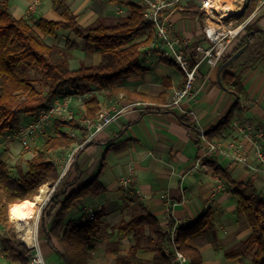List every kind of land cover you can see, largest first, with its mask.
Here are the masks:
<instances>
[{"label":"crops","instance_id":"obj_1","mask_svg":"<svg viewBox=\"0 0 264 264\" xmlns=\"http://www.w3.org/2000/svg\"><path fill=\"white\" fill-rule=\"evenodd\" d=\"M66 1L77 16L78 23L85 28L99 21L119 22L130 16L127 6L111 0ZM118 1L145 5L144 0ZM201 1L180 0L167 10L175 33L190 43L189 53H193L198 45L209 46L204 28L211 21L200 10ZM218 1L225 8L232 9L227 20L229 28H245L255 24L263 34V40H254L223 71L240 79L246 97L241 100L240 112L227 127L214 132L234 103L233 95L222 86L223 72L219 82V70L223 61L216 66L209 60L203 62L196 81V99L183 106L187 114L160 107L169 103L174 91L183 87L184 76L175 63L163 58L158 52L155 31L151 35L147 33L140 40L146 42L151 36L150 41L141 47L140 64L143 72L125 79L122 85L124 93L108 101L103 92L92 87V93L97 95L102 108L114 105L122 108L129 104L133 106L128 107L115 122L98 133L79 156L76 166L72 167L71 162L61 175V186H65L68 194L90 183L97 175L105 188V192L98 197L79 199L65 220L66 224L83 222L92 213L99 217L101 230L93 239L95 251L90 264H117L119 255H128L135 245L133 234H120L118 229L130 221L131 210L139 205L151 213L164 231L168 230L171 219L177 228H185L194 225L210 211L212 227L201 238L188 242L189 246L201 253L203 264H252V255L238 259H227L225 256L237 249L252 230L246 218L236 212L235 186L214 174L211 162L216 161L235 183L253 179L264 197V174L255 172L232 158L236 149L243 150L252 166L257 167L256 149L252 141L239 134L234 125L236 122L249 121L254 128L264 131V60L259 56L260 52H264V0H260L250 15L248 7L251 0ZM10 11L16 19L44 18L56 23L62 21L53 10L52 0H10ZM240 37L241 34L232 41L226 55L238 45ZM44 39L49 45L64 47L67 41H71L79 46L70 60L72 70L79 69L81 63L98 66L102 61L98 53L86 57L85 42L68 31H59L56 40L51 37ZM64 94L67 97L63 98L70 97V110L76 115L75 119L79 120L85 114L84 99L90 95L76 96L71 89H66ZM162 96L166 97L165 102L159 101ZM243 102L246 106L242 105ZM137 103L145 104L134 105ZM179 118L189 120L192 128H186ZM30 120V117H24L22 122ZM62 128L58 126L55 130L76 139L79 132H82L69 127H64V130ZM85 136L86 133L79 143L74 144L76 146L73 150L83 143ZM5 138L9 140L7 152L0 161L9 163L20 150L21 144L13 135L0 138L1 143L5 142ZM256 142L264 150V138ZM206 143L219 145L224 155L206 154ZM50 190V187L45 186L40 196ZM167 202L173 205L170 213L166 209ZM46 213L54 215L55 212L49 208ZM41 233V242L39 234L36 235V241L44 264H61L60 252L49 246L45 229ZM146 234H149V230ZM155 255L156 252L143 243L137 258L152 262ZM0 264H7L1 254Z\"/></svg>","mask_w":264,"mask_h":264},{"label":"trees","instance_id":"obj_2","mask_svg":"<svg viewBox=\"0 0 264 264\" xmlns=\"http://www.w3.org/2000/svg\"><path fill=\"white\" fill-rule=\"evenodd\" d=\"M111 1L127 6L130 16L119 22L99 21L85 28L78 23L77 16L66 0H52L53 10L62 18L58 23L44 18L16 19L10 11V0H0V138L15 135L24 117H36L40 111L49 108L54 100L66 96V89H71L76 96H90L84 99L85 114L81 120L61 122L58 126L86 133L87 129L81 124L94 119L103 109L97 95L92 93V87L103 92L110 101L125 92L122 85L126 78L143 72L140 64L141 47L150 41L151 36L146 42L140 40L147 33L151 35L154 32L153 25L144 18L146 5ZM259 2L251 0L248 15L255 11ZM61 30L82 39L86 44V57L98 53L102 57L101 63L98 66L81 63L79 69L72 70L70 60L79 46L71 41H67L64 47L49 45L44 39L51 37L56 40ZM256 39L263 40L262 31L255 24L247 25L241 32L238 45L224 56L223 64L245 47L248 41L251 44ZM259 56L264 60V52H260ZM222 86L233 95L234 103L214 132L229 125L240 112L241 100L245 97L244 87L234 75L223 72ZM159 101L165 102L166 97H160ZM179 120L186 128H192L186 118ZM77 143L79 141L76 138L58 131L36 147L25 168H16L17 176L11 175L8 163L0 161V228L7 229L10 225L9 205L34 202L45 186L54 188L44 212L50 208L55 213L43 212L42 225L49 246L60 252L61 264H90L95 251L93 239L101 230L99 217L92 221L87 219L65 223L69 211L79 199L98 197L105 192L99 175L71 194L65 191V186H61L63 178L54 163L53 152L68 149ZM88 146L76 150L72 167L76 166L79 156ZM211 165L214 174L235 186L236 212L246 218L252 230L237 249L226 253V258L238 259L252 255V264H264V197L253 179L235 183L216 161H212ZM175 226L171 219L168 230L164 231L145 207H135L130 212V221L118 229L120 234H133L135 245L128 255L117 257V264H176V251L185 255L188 264H203L201 253L189 246L188 242L201 238L212 227V213L208 211L192 226L177 228L175 240L172 241L170 231ZM0 241V254L7 264H30V250L19 239L3 237ZM143 243L156 252L152 262L137 258Z\"/></svg>","mask_w":264,"mask_h":264},{"label":"built area","instance_id":"obj_3","mask_svg":"<svg viewBox=\"0 0 264 264\" xmlns=\"http://www.w3.org/2000/svg\"><path fill=\"white\" fill-rule=\"evenodd\" d=\"M179 1L180 0H144L146 5L144 18L154 27L157 50L160 55L175 63L184 76L183 87L174 91L169 103L160 105V107L169 111H179L181 114H187L188 112L183 106L186 103L194 102L196 99L198 94L196 81L199 77L203 62L209 60L212 65L216 66L219 62L223 61L230 44L239 37L244 28L238 27L233 29L227 26L230 13L225 11L218 0H202L200 3V10L204 12L211 21L204 28V35L209 41V46L205 47L203 45H198L193 53H189L190 43L185 38L175 33V28L170 22L169 15L167 14V10ZM120 97L123 96L121 95ZM70 103V97L54 100L49 108L40 111L39 114L31 118L29 122L22 123L19 131L13 135L14 138L19 141L24 148H29L31 142L37 137L38 133L44 131L45 126L51 121L58 120L61 122H70L76 120L70 110ZM144 104L145 103H137L134 105ZM242 105L246 106V103L243 102ZM131 106H133V104H129L122 108L115 105L105 107L94 119L83 122V127L87 129L85 139L77 149H74L71 154L69 153L67 168L71 164L76 150L90 143L98 133L115 122L123 111ZM234 128L243 137L252 141L256 149L257 167L252 166L250 158L243 150L236 149L232 158L235 162L246 165L255 172L264 174V150L262 146H259L256 142L264 138V131L254 128L249 121H245L244 123L236 122ZM204 151L206 154L214 156L224 155V151L215 143H206ZM199 162L197 166L200 165ZM53 190L54 188H51L49 192H46L45 195L48 196V199L53 193ZM172 208L173 205L167 202L166 209L169 213ZM94 218L95 214L92 213L89 220L92 221ZM176 231V226L170 231L172 241L175 240ZM23 244L30 250V264H44L36 240L31 245L25 242H23ZM174 260L176 264H188V259L179 251L175 252Z\"/></svg>","mask_w":264,"mask_h":264},{"label":"rangeland","instance_id":"obj_4","mask_svg":"<svg viewBox=\"0 0 264 264\" xmlns=\"http://www.w3.org/2000/svg\"><path fill=\"white\" fill-rule=\"evenodd\" d=\"M68 96H73V95L68 94ZM65 97H67V96H65ZM72 115L75 119L76 115L75 114H72ZM81 119H82V117L80 116L79 120H81ZM58 123H61V121L53 120L50 123H48L45 126L44 131L39 132L37 137L31 142V145L29 148H24L21 145V148H20V150H18L16 152L14 159H10L11 162L8 163L11 175L17 176L16 168L19 166L25 168L26 162L34 155V151H35L36 147H38L40 144H42L45 141V139H47L49 136H53L56 134L57 131L55 130V128L58 127ZM62 129L64 130V127ZM79 133L80 134H79V137H77V140L80 142L84 136V133L83 132H79ZM8 141L9 140L7 138H5V142H3V143H1V140H0V158H2L3 155H6ZM75 146L76 145H74L68 149H65V150H58V151L53 152L54 163L59 168L61 175H63L65 173V171L68 169L67 168L68 155H69V153L71 154L73 152V147H75ZM35 201H36V199L34 200V202ZM16 204H18V203H16ZM16 204L9 205L8 217H9L10 225L7 229H4L2 227L0 228V239L3 237L17 238L23 243L24 242L23 241V233L19 231L17 224L11 218V209ZM47 204H48V196L45 195V199L43 200L42 204L40 205V209H39V212L37 215V224H36V229H35L36 235L39 234L38 239L40 242L42 239L41 231L44 230V227L42 225L43 212H44V209L46 208ZM47 211H45L44 213H46ZM36 240H37V236H36ZM0 243H1V241H0Z\"/></svg>","mask_w":264,"mask_h":264},{"label":"bare ground","instance_id":"obj_5","mask_svg":"<svg viewBox=\"0 0 264 264\" xmlns=\"http://www.w3.org/2000/svg\"><path fill=\"white\" fill-rule=\"evenodd\" d=\"M222 7L225 11L232 12L231 8ZM44 198L45 193H42L35 202L16 204L11 209V218L17 224L19 231L23 233V241L28 245L33 244L36 240L37 215Z\"/></svg>","mask_w":264,"mask_h":264},{"label":"water","instance_id":"obj_6","mask_svg":"<svg viewBox=\"0 0 264 264\" xmlns=\"http://www.w3.org/2000/svg\"><path fill=\"white\" fill-rule=\"evenodd\" d=\"M250 45V41H248V44L243 47L242 49H240L228 62L222 64V66L220 67L219 70V82L221 80V74L222 72L229 66H231L249 47Z\"/></svg>","mask_w":264,"mask_h":264}]
</instances>
